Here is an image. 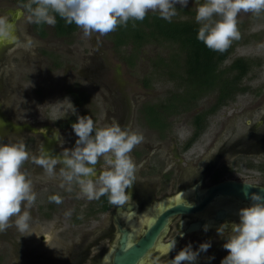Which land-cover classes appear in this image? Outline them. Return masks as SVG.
I'll list each match as a JSON object with an SVG mask.
<instances>
[{
    "label": "rangeland",
    "instance_id": "rangeland-1",
    "mask_svg": "<svg viewBox=\"0 0 264 264\" xmlns=\"http://www.w3.org/2000/svg\"><path fill=\"white\" fill-rule=\"evenodd\" d=\"M14 2L0 0V16L9 18L20 8ZM196 2L189 0L187 7L176 5L178 15L173 18L195 19ZM27 16L21 11L12 38L0 45V109L10 123L6 131L0 130V143L22 140L27 146L30 159L22 170L31 179L37 199L29 210L32 219L27 232L21 233L15 226L0 232V264L94 263L90 257L82 261L65 259L74 243L80 242V249L86 239V250L96 241L102 228L111 222L112 211L90 212L89 207L96 209L95 200L80 195L78 188L69 191L67 186L62 187L58 174L49 176L31 160V156L41 154L42 146L53 155L73 148L78 137L68 126L59 129L57 122L82 110L94 115L99 127L119 123L143 134V142L130 154L137 165L135 180L157 183L158 194L161 185H175L176 191L214 158H219L217 167L228 176L259 178V172L249 167L264 162V14L239 15L241 39L232 43L234 52L223 67L237 57L261 60L262 65L253 67L241 83L246 92L208 116L205 131L188 150L183 146L195 129L192 118L211 106L214 92L197 100L189 110L170 114L164 133L151 128L142 112L144 105L165 102L173 90L183 91L180 81L157 64L158 59H168L178 51L176 44L163 40L148 43L131 66L124 57L132 51V45L116 47L109 34L86 36L82 29L70 40L53 33L42 39L31 29ZM26 37H31L36 47L25 48ZM145 77L151 80L150 88L144 86ZM75 95L81 97L82 105L76 104ZM47 126L59 131L54 139L35 132ZM96 167L97 174L109 168L103 160ZM55 195L62 198V203L50 202L49 197ZM174 234L169 232L163 241H170ZM41 235L48 238L42 240ZM100 249L93 246L91 252L96 254Z\"/></svg>",
    "mask_w": 264,
    "mask_h": 264
},
{
    "label": "clouds",
    "instance_id": "clouds-1",
    "mask_svg": "<svg viewBox=\"0 0 264 264\" xmlns=\"http://www.w3.org/2000/svg\"><path fill=\"white\" fill-rule=\"evenodd\" d=\"M189 0H27L24 5L30 23L55 26L57 16L67 24H75L86 36L93 33L107 35L129 21H143L149 12L158 13L161 19L172 21L178 15L176 5L187 7ZM195 20L199 27L197 39L207 48L223 53L234 41L241 39L238 17L241 13L256 16L264 14V0H200L196 2ZM135 27V23H133ZM15 25L7 16H0V39L12 38ZM25 48L36 47L31 37H26ZM78 139L75 146L59 155L41 147V154L31 156L36 165L49 176L62 178V187L69 191L79 189L88 200L107 196L109 202L122 205L131 200L137 165L130 155L144 140L142 133L114 123L96 127L91 116H78L71 125ZM30 159V152L21 140L0 143V232L15 226L27 232L32 219L31 207L37 194L23 165ZM103 160L109 166L97 174V164ZM57 165H60L57 173ZM99 185V187H98ZM249 197L247 191L244 192ZM251 204L239 210V223H224L217 233H227L223 248L228 255L221 264H264V196L250 194ZM50 202L62 203L59 195L49 197ZM230 229V231H228ZM205 231L208 225H205ZM176 240L168 246V253L175 249ZM211 241L201 243L197 250L185 246L171 259L170 264H197L202 252L211 248ZM166 253V254H168ZM210 259H214L211 257Z\"/></svg>",
    "mask_w": 264,
    "mask_h": 264
},
{
    "label": "trees",
    "instance_id": "trees-1",
    "mask_svg": "<svg viewBox=\"0 0 264 264\" xmlns=\"http://www.w3.org/2000/svg\"><path fill=\"white\" fill-rule=\"evenodd\" d=\"M14 1L22 6L27 3V0ZM133 23H135V27H133ZM200 26L193 18H173L169 23L161 19L158 13L149 12L143 21H129L126 27L119 26L116 31L109 33V38L116 47L132 45V51L124 57L131 66L135 64L134 60L138 57L140 50L148 43L163 40L176 44L178 51L171 53L168 59H158L157 64L162 69L167 68L172 77L180 81L179 85L184 87L183 91L175 93L173 90L164 100L165 102L162 101L158 105H144L142 111L149 126L160 130L161 133L166 132L169 128L167 119L170 114L187 111L197 100L213 92L216 94L211 106L194 116L195 132L186 142L185 148H188L206 129L209 115L216 113L223 105L229 104L240 93L248 90L241 86L243 79L247 77L253 67L262 64L261 60L237 57L229 65L223 67L225 61L234 52L235 46L231 45L223 53L210 50L197 39ZM33 28L42 37L49 34L47 24L33 23ZM52 28L55 35L60 37H69L78 29L74 23L67 24L59 16H57V23ZM150 82V78H144L145 87L150 88ZM75 96L76 104L82 105L81 97ZM78 116H91L95 122L94 115L87 110H82L58 124L71 127L73 123L77 122ZM96 127L99 126L96 125ZM99 202L101 210H106L110 206L107 196L101 197Z\"/></svg>",
    "mask_w": 264,
    "mask_h": 264
},
{
    "label": "flooded vegetation",
    "instance_id": "flooded-vegetation-1",
    "mask_svg": "<svg viewBox=\"0 0 264 264\" xmlns=\"http://www.w3.org/2000/svg\"><path fill=\"white\" fill-rule=\"evenodd\" d=\"M16 4L20 8L16 9L13 12V14L9 17V20H11L14 14L19 10H20L19 18H20L21 11L24 10L25 12H27L24 6L18 3ZM19 18L14 24L15 26ZM47 26L49 28V34L46 37H42L35 32L33 28V23H31V29L35 32V34H37L42 39H47L50 36V33H53L55 35L52 26H49V25ZM79 29L80 28H78L69 37L67 36H64V37L57 36V37L70 40V38H72L71 36H73L77 31H79ZM9 39L10 38L3 39V43L0 42V45H4ZM18 48L23 49L24 47L20 46ZM244 80L245 78L243 79V81ZM193 118H192V123L194 121ZM58 122H61V121H58ZM58 122H57V125L59 126ZM8 124L10 123L4 120L2 116V111L0 109V130L2 129L6 131V129L8 128ZM62 128L64 129L65 127L59 126V129H62ZM69 128L73 130L71 127ZM204 131L205 129L202 131V133ZM237 131H238L237 132L238 134H240V132L242 133L241 130L237 129ZM35 132L39 134L47 135L52 139H54L56 135L59 133V131L57 129H54V127L52 126L41 127ZM194 132H195V129L193 131V134ZM193 134L191 135V137L193 136ZM200 135L197 137V139L200 137ZM197 139L188 148H185V144L188 141L187 140L183 146L184 150H188L190 147H192V145L197 141ZM218 162H219V158L212 159L210 163L207 164V166H205L203 169H199L198 173L195 176H192L193 178H190L189 180L184 181L183 184L175 192L171 194L173 195L172 196L173 199L179 194L183 192H187V198L185 200L186 201L185 203L192 205L194 203H197L196 201L197 194L202 193L211 185H214L226 179H234L237 181L247 182V183L257 185V186L264 187V167H263L264 162L260 164H252L251 166L252 168L249 167V169H251L253 172L255 171L259 172V178L257 180H251L250 178H248L249 176H245L242 178L235 177V176H228V174L223 173L224 171L222 170L223 168L217 167L219 165ZM206 182H208V185L205 188H202L203 184H205ZM160 190H164V189H160ZM127 192L131 193V200L126 201L122 205H115L109 202L110 206L106 210H101L100 208L101 203L99 202L100 199L95 200V204H97L96 209L89 207V209H91L90 212L95 213V214L97 213L100 214V213L112 211L111 222L108 225H106V227L104 226V228H102V231L99 232V234L97 235L96 241H94V243L89 245V247L86 250H83V247L86 243V239L83 243H81L80 249H78L80 242L74 243L73 248L71 249L72 251H69V255L71 257L67 255V258L65 259L66 261L70 259H80V261H82L83 259L90 257L94 261L93 264H104L105 259L107 255L109 254L107 261L109 262V264H112L113 263V253L115 249H117L118 246L120 245V240L123 235V232L120 229V225H122V228L129 233L128 235L129 244L128 245H132L133 243H135V241L138 238L144 235V232L148 228L150 223L148 222L144 223L143 229L138 235H136L135 227L131 224V221L139 220V222L141 223L142 222L141 214L146 216L156 206H158L159 204H162L167 199H171V197L165 199V197L169 196L168 192H165L163 194H158L156 188L153 187V185H152V188L149 189L148 186L143 185L142 181L140 180H137V181L135 180L132 187L127 189ZM156 198H158V201L159 200L160 201L157 204H154L152 208L148 210L147 208H149L150 203L155 201ZM166 202H168V200ZM178 203H181V202L174 203V205ZM120 206L123 207V213L117 214L118 207ZM248 206L249 204L244 200H240V199L232 198V197H217L210 204H208L205 207V209L201 211L189 212V213H178V214L171 216L169 218V222L166 228L163 229V231L161 232V235L158 238L157 246L154 249H152L143 259H141L140 261L141 264H152L155 261L156 262L158 261V263L156 264H170L171 259H174V257L179 253V251H181L185 246L191 244L193 250H197L201 243L208 242V241H211L212 246L207 252H202L200 254L197 264H221V260L228 255L227 250L223 248V244L226 242V239L228 237H227V233L225 234L224 237L219 235L217 233V229L224 223H229V224L239 223V215H238L239 210L241 208L248 207ZM144 208H146V210H144ZM161 211L162 210H160L158 215L161 213ZM219 211L224 212V217H218ZM132 213H135V215L133 214L131 221H128L127 218ZM46 215L47 217L51 216L50 213H46ZM195 223H199L200 228L196 231L188 233L187 229L192 224H195ZM205 225H208L207 231L204 230ZM171 231L173 232L175 231L174 236L170 239V241L164 242L163 241L164 237H166V235ZM228 231H230V229ZM46 237H47L46 235H41L42 240H45ZM174 240H176L175 249L170 251L171 254L168 255L169 254L168 246ZM93 246H98L101 248L98 251V253L92 254L91 249L93 248ZM164 246L166 247V251L162 250ZM155 252H156V255L154 256L153 259H151L152 257L150 256H153ZM211 257H214V259H210ZM150 259L153 261L152 263L150 262Z\"/></svg>",
    "mask_w": 264,
    "mask_h": 264
},
{
    "label": "water",
    "instance_id": "water-1",
    "mask_svg": "<svg viewBox=\"0 0 264 264\" xmlns=\"http://www.w3.org/2000/svg\"><path fill=\"white\" fill-rule=\"evenodd\" d=\"M19 13L20 10L17 11L14 14L13 18L10 20L13 24H15L17 19L19 18ZM0 42L3 43V39H0ZM143 185L148 186L149 189L152 188V185L155 188L157 187V183H146ZM202 188H205L204 185L202 186ZM161 189H164L161 190V194L165 192H168L169 194V196L165 197V199L171 197V199H167L168 202H166L167 200H165V202L156 206L146 216L141 214V220H142L141 223L139 222V220L131 221L133 214L135 215V213L130 214V216L127 218V220L131 221V224L135 227L136 235H138L141 232L144 223L147 222L150 223L148 228L145 230L143 236L138 238L135 241V243H133L132 245H128L129 233L122 228V225H120V229L123 232V235L120 240V245L118 246L117 249H115L113 253L112 264H139L141 259H143L152 249H154L157 246L158 238L161 235V232L163 231L164 228H166L169 222V218L175 214L201 211L205 209V207L217 197L237 198L246 201L250 206L251 201L249 197L251 193H260L262 196H264V187L257 186L247 182L237 181L234 179H226L224 181L211 185L205 191L196 195L197 203H194L192 205L185 203L186 202L185 200L187 198V192H183L173 199L172 197L173 195L171 194L175 192V185H161ZM245 191L249 193V197H246L244 195ZM155 201L150 203L149 208H147L148 210H150V208H152V206L154 204H157L160 200L158 201V198H156ZM177 202H181V203L174 205V203ZM144 210H146V208H144ZM160 210L162 211L158 215ZM121 213H123L122 206L118 207L117 214H121ZM218 217H224V212L219 211ZM199 228H200V224L195 223L192 224L187 229V232L190 233L198 230ZM108 257L109 254L106 257L104 264H109V262L107 261Z\"/></svg>",
    "mask_w": 264,
    "mask_h": 264
},
{
    "label": "bare ground",
    "instance_id": "bare-ground-1",
    "mask_svg": "<svg viewBox=\"0 0 264 264\" xmlns=\"http://www.w3.org/2000/svg\"><path fill=\"white\" fill-rule=\"evenodd\" d=\"M46 238H48V236ZM162 250L166 251V247L164 246ZM139 264H141V262Z\"/></svg>",
    "mask_w": 264,
    "mask_h": 264
}]
</instances>
